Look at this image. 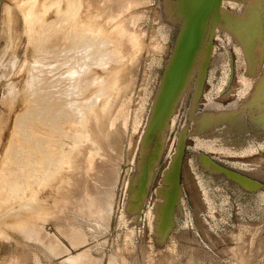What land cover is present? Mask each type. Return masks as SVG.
I'll return each instance as SVG.
<instances>
[{"label": "rangeland", "instance_id": "rangeland-1", "mask_svg": "<svg viewBox=\"0 0 264 264\" xmlns=\"http://www.w3.org/2000/svg\"><path fill=\"white\" fill-rule=\"evenodd\" d=\"M21 1L0 0V167L9 147L20 140L15 118L26 108L24 70L35 52L25 29ZM163 1L121 0V16L130 3L131 12L138 14L128 25L138 40L126 57L116 60L110 56V67L124 72L119 88L110 90V108L100 115L99 133L93 137L97 141L89 142L97 148L93 163L91 159L86 162V178L93 172L86 179L89 186L87 181L82 182L78 156L68 189L58 198L55 194L46 196L47 207L32 217L30 230L0 225V264H264V119H257L251 102H247L260 94L251 99L241 96V77H250L255 70H248L243 51L235 48L232 37L243 32L236 25L219 24L218 20L212 31V13H203L207 23L196 47L200 49L209 42L210 55L205 61L203 50L202 60H194L189 66L180 92L173 97L180 98L178 111L166 113L171 137H167L154 167L149 166L160 135L158 131L147 135V131L183 28L178 19L167 28L169 33L164 31ZM226 1L236 0H222L223 16L229 15L227 9H236L229 3L225 6ZM258 63L260 68L264 65V53ZM105 99L95 96L92 102L103 105ZM171 113L177 114L176 118ZM203 113L205 130L197 129ZM258 113L264 117L263 112ZM213 116H217L216 121ZM33 136L28 139L36 138ZM145 137L149 147L138 153ZM71 140L73 135L68 138L69 144ZM142 185L141 204L136 212L127 210L134 192ZM85 190L89 191L88 198L95 199L92 205ZM166 203L169 220L162 214ZM83 251L87 259L69 261Z\"/></svg>", "mask_w": 264, "mask_h": 264}, {"label": "bare ground", "instance_id": "bare-ground-1", "mask_svg": "<svg viewBox=\"0 0 264 264\" xmlns=\"http://www.w3.org/2000/svg\"><path fill=\"white\" fill-rule=\"evenodd\" d=\"M197 1L198 0H178V5L175 6L176 0H164L162 3L163 17L166 21L164 22V31L168 32V27L172 26L174 21L178 19H181L183 27L185 28ZM221 2L222 0L215 3L209 12L212 13L211 19L209 20V22H211V30L218 20L219 24L222 21L231 27L232 24L236 25L238 30L242 29L243 32L239 31L241 33L240 35L232 37V39H235V48L239 50V52L240 50L243 51H241L244 55L243 60L246 61V67L248 70L260 68L258 66V59L264 53V0L226 1L225 3L234 6L236 5L235 10L227 9L229 13L227 16L222 15L220 10ZM21 3V10L24 13L26 21L25 29L29 34L28 36L30 37L36 53L34 52L31 61L25 66L26 69L24 70L23 85L27 91L26 97L28 96L26 98V108H24L20 114L17 115L18 117L15 118V130L19 135L20 140L13 142L9 147V153L5 157L4 164L0 167V225L4 223L24 230H30L32 227V222L30 221L32 217H36L39 212L45 211L47 207L44 202L46 196L55 194L54 196L58 198L61 196V191L62 195H64L63 193L68 189V186L74 179L72 175L75 168L74 161L78 156H80L81 162L80 168L82 172V182L85 183L87 181L86 185L89 186L88 180L93 172L90 173V176L87 177L88 180H86V170H88L86 169V162L93 158L94 154L97 153L96 146H92V143L89 145V142L94 143V141H97V139L94 140L93 137L96 133H99L101 123L100 115L102 114V111L110 108V90L111 88H119L122 73L124 72H120L119 67H110V56H114L116 60H120L123 57H126L128 52L134 51L138 35L136 32L131 31L128 26L130 21L133 22V20L136 19V15L130 10L132 4L130 3L129 6L125 7V12L123 16H121V0H22ZM9 9H11V7ZM49 13L53 14L51 18L48 16ZM202 19L205 21V27L207 23L206 18L202 17ZM161 33L162 35L160 36L162 38L163 32ZM228 37L231 38V36ZM153 44L155 45V43ZM209 44L210 43L208 42L201 45L202 47L195 56V61L199 59L202 60L203 50L206 52L205 61L208 60L211 51ZM230 48L231 47H229V49ZM236 51L234 50V53ZM240 69L238 65V70ZM262 69H264V65L262 66ZM239 73L236 75H239ZM262 73V77H258L255 83V86H257L259 90L257 93L264 90V72ZM203 75L204 71L201 73V76ZM188 77H190V75ZM241 78V82L245 85L247 77L243 76ZM192 79L193 78L190 80ZM257 82H259V84H257ZM188 83L186 85H188ZM199 83H201V80ZM244 88L246 89L247 87L244 86ZM188 89L189 88H187V90ZM162 92L163 90L160 91L157 96L155 101L156 104L161 100ZM179 92L180 91L177 92L176 96ZM183 92L184 91H182V93ZM95 96H106V102H104L103 105H101L102 103H93L92 99ZM143 96H145V94ZM143 99L141 98V100ZM178 100L180 102V98L173 101L168 110L169 112H176V109L179 106ZM183 102L184 101H182V103ZM206 102L207 101H205V103ZM162 107L163 104L159 108L161 116H163L161 112ZM191 109L192 108L189 110ZM140 110L142 111V109ZM138 112H140L139 109ZM172 114L173 113H171V115ZM176 115H174L175 118ZM203 116H205L204 113L197 120V129H203L205 126V120L202 119L204 118ZM216 117L217 116H213L214 119ZM170 118V120H172V117ZM160 120L161 119L153 120V123H151L149 130L147 131V135H150L155 131H158V134L160 135V141L149 161V166L151 165V168L152 166L154 167L158 155L164 148L166 139L169 136L170 128H172L167 121L166 114L164 115V119ZM159 121L161 123H158ZM212 123H209L208 126H211ZM72 130L74 131L73 133ZM37 131L41 132L38 136L35 134ZM71 135H73V140H71L72 144L71 142L69 144L68 138L71 137ZM30 136L36 138L29 140L28 138ZM147 138L148 137H145L144 142L139 144L140 148L137 149L138 153L149 147ZM90 161L93 163L92 159ZM144 162L141 163V165H144ZM136 163L135 165H137ZM205 163H208V161H205ZM172 164L174 163L172 162ZM87 172L89 174V170ZM254 174L258 175V173ZM251 185H253V183H251ZM144 188L145 186L142 185V188H138L134 192L132 201L129 202V209L127 210L135 211L138 209L143 199ZM92 189L93 188H91V190ZM86 191L87 190L84 191V194L85 197L88 198L86 194L89 193V191ZM167 191L169 192V190ZM92 194L91 196H93ZM94 202L95 199L91 197L88 198V203L92 205ZM161 206L163 205H160V207ZM168 215L169 214H167V216ZM160 217L162 218V216ZM85 251L80 252L76 256H72L69 261L71 259L75 262L80 261L82 257L87 259L88 252L86 251V253Z\"/></svg>", "mask_w": 264, "mask_h": 264}, {"label": "water", "instance_id": "water-1", "mask_svg": "<svg viewBox=\"0 0 264 264\" xmlns=\"http://www.w3.org/2000/svg\"><path fill=\"white\" fill-rule=\"evenodd\" d=\"M221 0H198L188 21V24L185 26V28H182V32L179 36L177 48L175 51V56L173 57V60L169 66L168 71L165 74V79L163 82V87L160 91L163 90L161 95V100L156 104L153 111L152 121L153 120H159L164 119V115L169 112V108L171 107L174 96L176 97V94L178 91H180L181 85L185 80V75L189 69V66L191 65L192 61L195 60V56L197 55L199 48L197 49V43L200 38V34L204 28V20L202 17L205 18V15L203 13H209L211 9L213 8V5L215 3H218ZM200 9H202V13H199ZM202 24V25H201ZM194 39V40H192ZM173 99V100H172ZM163 104L162 107V114L159 112L160 106ZM163 117V118H162ZM160 120V121H161ZM158 123H161V122ZM150 123V125H151ZM178 165V163H177ZM172 177L175 178L176 176V164L175 168H173ZM238 176L237 174H235ZM240 177V176H238ZM245 181H249L248 179H245L241 177ZM167 203L164 204L163 207V219L167 218ZM166 225V224H165Z\"/></svg>", "mask_w": 264, "mask_h": 264}, {"label": "flooded vegetation", "instance_id": "flooded-vegetation-1", "mask_svg": "<svg viewBox=\"0 0 264 264\" xmlns=\"http://www.w3.org/2000/svg\"><path fill=\"white\" fill-rule=\"evenodd\" d=\"M226 5H227V3H225V6ZM134 14L136 15V18H138V14L137 13H134ZM250 71H252V70H250ZM262 72H264V69H262V67H261L259 70L255 69V73L252 76H250V77L246 76L247 80H246L244 86H246L247 88L246 89L244 88V91L242 92L241 96L243 98L251 99L252 97H254L257 94V92L259 90H258V87L255 86V83H256L258 77H262V74H263ZM259 82H257V84H259ZM259 94H260L259 100L257 99L259 97L258 96V97L253 98L251 101H247V102H251L250 104L255 109L254 110L255 116L257 117V119H264L263 115H259V113H258L259 110L264 113V90H261V92ZM257 106H261V107L258 108ZM202 119L204 120V118H202ZM214 120L216 121L217 117Z\"/></svg>", "mask_w": 264, "mask_h": 264}]
</instances>
